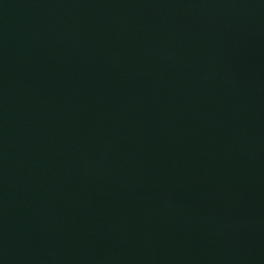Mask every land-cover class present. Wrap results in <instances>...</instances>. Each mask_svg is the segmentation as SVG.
Returning <instances> with one entry per match:
<instances>
[{"label":"water","instance_id":"obj_1","mask_svg":"<svg viewBox=\"0 0 264 264\" xmlns=\"http://www.w3.org/2000/svg\"><path fill=\"white\" fill-rule=\"evenodd\" d=\"M0 264H264V0H0Z\"/></svg>","mask_w":264,"mask_h":264}]
</instances>
